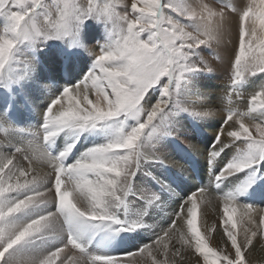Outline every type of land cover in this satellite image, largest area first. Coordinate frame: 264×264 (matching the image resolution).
Segmentation results:
<instances>
[{"label": "snow or ice", "instance_id": "obj_1", "mask_svg": "<svg viewBox=\"0 0 264 264\" xmlns=\"http://www.w3.org/2000/svg\"><path fill=\"white\" fill-rule=\"evenodd\" d=\"M121 6L123 11L118 10ZM38 9H44L42 16ZM0 17L7 22L0 34V76L22 41L39 37L76 41L83 22L93 17L111 21L114 34L111 44L98 46V53L88 49L95 56L93 68L51 101L41 128L30 130L31 139L17 138V130L0 115V264H185L187 250L197 256V264H248L246 253L258 236L264 237V209L238 203L231 194H217L222 205V212L216 214L222 217L223 247H213L207 234L217 228L216 224L207 227L213 191L205 188L184 198L168 228L133 251L95 254L88 251L83 237L111 224L124 231L139 226L125 223L117 212L133 194L141 165L165 163L155 151L156 138L176 134L166 117L179 111L222 116L207 150L209 164L233 146L237 154L216 173V181L264 163V80L250 93L240 87L251 77L264 75V0L258 4L256 0H236L235 6H224L220 0H131L130 11L124 0L103 4L92 0H0ZM225 46L229 49V79L220 93L221 107L182 103L178 90L185 74L215 70L211 57L194 61L195 50L211 47L219 57ZM173 82L175 88L170 87ZM157 86L161 94L153 102L151 93ZM170 104L174 106L171 112L166 111ZM129 117L137 123L124 131ZM115 119L120 121L116 138L89 148L72 163L67 160L75 143L56 155L47 147L66 129H96ZM40 138L43 143L37 149L34 141ZM185 144L193 147L188 141ZM49 177L53 179L51 188L6 199ZM247 186L245 182L241 189ZM135 195L146 204L159 199L147 191ZM53 202L54 211L28 222L11 219ZM238 209L246 225L240 232ZM44 236H61L64 242L43 254L26 247Z\"/></svg>", "mask_w": 264, "mask_h": 264}, {"label": "bare ground", "instance_id": "obj_2", "mask_svg": "<svg viewBox=\"0 0 264 264\" xmlns=\"http://www.w3.org/2000/svg\"><path fill=\"white\" fill-rule=\"evenodd\" d=\"M220 2H222L226 6H235L236 4V0H220ZM6 23H7L6 20L3 17H0V27L2 26L3 28H5ZM100 31H102L104 35ZM79 40L84 45L83 51H89L88 49L92 48L94 52L98 53L99 51V49L97 48L98 46L111 44L114 40V34L112 32V22L109 20H94L90 23H83L79 31ZM103 42L106 43L104 44ZM48 46H50V49L49 50L47 49L44 52H42L39 48L40 46H38L37 49H35L31 53V55H30V51H32V49L27 47V45L26 47H24V49H20L19 51L14 52L13 54L14 59L12 60L10 65H12L15 61L18 62V60L19 61H22V59L26 60V63L19 64L23 75H21V77L20 76L16 78L13 77L14 85L11 86L16 87L13 88V90L15 89L14 95H17L20 87L22 89H26L25 87H27L32 82L31 87L28 88V90L26 89V93L28 92L29 96L34 91L32 88L34 86H37L42 90L44 89L47 90L48 92L51 93L53 97L54 96L56 97L59 94H61V91H63L65 87H71L72 85L78 83L84 77V75L93 68L95 62V56L91 55L92 58L91 57L89 58L88 55L83 53V51H81L79 48H77L73 52L70 53L67 52V54L71 58L70 62H73L74 65H68L65 67L66 64H63V60H60L59 57L61 55L62 47L67 46L66 41L58 42L55 45H48ZM23 50L28 52V56L24 57L22 55ZM208 50H209L208 47H202L201 49H198L197 56L199 58L211 57L210 63H213V65L215 64L218 65V67L216 66L215 70L212 71L213 73H211V71L205 73V75L208 74L209 76L208 78L211 80L207 82L203 79V82L202 80H199V83H195V81H190L191 79L190 80L187 79L188 83L184 84L185 86L183 90H184V95L187 96V99H191L194 103L202 102L204 106H212L214 108L219 109L221 107L220 93L227 86V84L224 83L225 82L224 80H222L223 83L220 80L226 77L227 75L229 77V72H226L225 73L226 75L225 74L220 75L219 71L220 72L228 71L227 69L229 63V49L227 46L222 48L220 50L219 57H216L215 53H212L211 50L209 52ZM54 51L57 52L54 53ZM76 54H80V56L74 57L73 55ZM26 57H28V59ZM87 60H89V62H87ZM219 67H221V69ZM225 67H227V69ZM5 74H11V72L7 71L3 75ZM23 77H25V79ZM263 77L257 76L255 80L261 82L264 79ZM3 78L4 77H2L1 81H3ZM245 85H248V88L249 87L252 88L254 86V83H252L251 79H249L244 83V85L240 86L241 89H245L244 88ZM55 88H60L61 90H58V93L56 94ZM244 93H247V91H245ZM151 96H152V101L154 102L156 98L154 97V95ZM31 97H33V95ZM45 98H47L48 100H52V98L49 97L48 95H46ZM192 116L196 117V120L194 119V122L192 120L193 118L191 117V114L183 111H179V114L174 115L172 118L170 117V120L167 117L166 122L168 124L169 129L174 131L176 134L174 136L162 137L163 140H161V143H159L160 142V140H158L159 137L156 138L155 151L164 157L165 163L168 162V165L165 164V166L171 172L174 178H176V180L174 179L175 184L174 186H172V188L175 187L174 190L171 188V186L168 185L166 186V190L169 196L168 199H166V201L161 206V208L162 209L164 208L165 211L163 212V214L165 216L169 215L170 219L173 217V215H175L180 205V201L186 198V196H189L190 195L189 193L191 194L194 193L195 189H197V182L195 181L193 175H195V177L197 178L199 177L200 180L210 181L211 183L209 184L206 181L205 186L211 187L212 181L216 177V173L230 159H232L237 154V148L236 146H233L231 149H226L225 152L215 161V163L210 165L207 157V150L211 146L213 139H215V133L217 129L220 128L223 118L219 114L210 117H200L196 115H192ZM115 121L116 122H112V126H110L109 129L106 128L109 126L105 125L103 122V125L105 126H99L98 127L100 129L99 134L96 135L94 134V136L92 137H94L95 139L100 138L102 142H104L105 138L107 137H109L110 141L114 140L117 136V131L120 127L119 119H116ZM131 127L133 126L131 125L126 126V122L124 123V131L130 130ZM195 127H199V135L198 138L196 139L193 138V135L191 133L189 134L190 129L191 128L194 129ZM205 132L207 133L206 135ZM80 133H81L80 131L78 133L72 132L70 133L71 136H65L64 134L61 138L65 141L69 140L70 142L69 144H72L76 142V137ZM200 133H203V135L200 136ZM208 134L212 136V140H210ZM170 137L173 138L171 141L174 140L177 141V143H179L183 148L179 149L177 152L168 153L166 150V146L171 142ZM56 139L57 137H55L53 140L55 141ZM185 141L190 142V144L193 147L186 146ZM162 143L165 144L164 148L162 147ZM78 148L81 150L85 148L83 142H80ZM149 163L150 162L143 163L140 169H142V171L146 170L147 172H151V169H156L155 166ZM154 163L156 162H153V164ZM263 165L264 163H261L260 165L256 166L253 169V173L247 172L244 175L237 174L227 180H224L223 182L226 183L225 187L217 190L216 196L217 194L221 196H227L231 194L233 197H235L237 195L243 194L241 190V186L244 185L245 181H249L250 183H249L248 191L246 193V197L251 198L252 200L251 205L255 206V208L264 209V205L258 206V204L264 202V193H260L261 189L259 187L257 188L256 183L253 182V176L258 174L259 172L260 175L262 176L264 175V170L262 171ZM188 166L191 168L192 173L190 172V170L188 171L187 168ZM139 172L141 171H138V173ZM218 183L220 184L222 183V181H218ZM45 189H48V186H45L43 190ZM40 190H41V186L37 188V191ZM11 194L12 193L9 194L10 201L18 199V197L14 196V193L12 195ZM210 200L212 202L207 206V209L210 212V215L208 216L207 227L210 229L212 224H216L217 228L214 232H208L207 234L210 236L211 246L223 247V240L221 239L222 231H220V226H221L220 221L222 217L216 214L218 212H222V205L219 204L218 200L213 195L210 196ZM48 204L49 207L52 205V203H48ZM155 204L157 205V202H155ZM29 211L30 210L28 209V212ZM32 216L36 218V216L33 215V212H32ZM11 219L15 220L17 223H25L30 221V220L24 221L21 217H18V215ZM259 219L260 217L257 216L256 217L257 223H259ZM236 220L238 225L237 231L240 232L241 229L246 225L241 220V211L239 209L237 210ZM198 222H199L198 226L201 227V231L202 233H204L206 229L203 226L199 216H198ZM157 226L158 227H156V229H159L161 226H164V221L160 222ZM260 237L261 236H258L254 240L251 250L246 254V256L252 259L253 264L264 263V248H263L264 243L259 246L257 241L258 238ZM37 244L40 243L38 242ZM28 249L32 252L38 253V251H33L31 247H29ZM49 251L51 250L43 251L41 252V254L47 253ZM184 256H185V264H197L198 258H196V256L191 253V250L185 251ZM159 258L161 259L163 257L161 256Z\"/></svg>", "mask_w": 264, "mask_h": 264}, {"label": "rangeland", "instance_id": "obj_3", "mask_svg": "<svg viewBox=\"0 0 264 264\" xmlns=\"http://www.w3.org/2000/svg\"><path fill=\"white\" fill-rule=\"evenodd\" d=\"M250 1L251 0H249V2ZM256 1H257V3H259V0H256ZM59 2L62 3L63 0H59ZM73 2H83V0H73ZM116 2H117V0H92V3L93 4H96V3H100V4H103V3H116ZM124 3H126L128 5L129 11H130L131 0H124ZM227 5H229V4H227ZM118 10L123 11V7L121 6ZM43 12H44V9H38V13L41 16L43 15ZM94 20H107V18H97V17H93V18H89V19L85 20L83 23H90V22H92ZM185 23H187L189 26H191V22L190 21H185ZM3 31H4V28L1 26L0 27V34H3ZM66 39H72V38L71 37H63V38H45V37H39V38H37L35 40L22 41L18 45V47L16 49V52L19 51L20 49H24V47H26V45H27V47H29L30 49H32V51H30L31 53L35 49H37L38 46H40L39 47L40 50L42 52H44L45 50L50 49V46H48V45H55L54 42H57L58 43L59 41H64ZM201 48H199V49H201ZM208 48H209V50H208L209 52L211 50V52L214 53L213 52V49L211 47H208ZM195 51H196V55L192 57V59L194 61L199 59V57L197 56L198 55V49H196ZM56 52L57 51H54V53H56ZM22 55L24 57L25 56H28V52H26V51L23 50ZM73 56L74 57H78V56H80V54H76V55H73ZM26 58L28 59V57H26ZM13 59H14V57H13ZM20 62H22V61H19L18 60V62L15 61L13 64L19 65L17 63H20ZM212 62H214V61H212ZM214 66L215 67L216 66L218 67L217 64H215ZM219 68L221 69V67H219ZM225 68L227 69V67H225ZM226 72H228V71H225V72H222V71L220 72L219 71L220 75L225 74ZM205 73H207V72L198 71V72H189V73H186L185 74V77L182 79L180 88L178 90V98L181 100L182 103H194L191 99H187V96L184 95V90L183 89H184V86H185L184 84L185 83H188L187 79L188 80L191 79L190 81H195V83H199V80H202V82H203V79L208 82L211 79H209L208 78L209 77L208 74L205 75ZM211 73H213V72L211 71ZM21 75H23V73H20V74H5L3 76H0V115H2V116L5 117V114H4L5 110L8 111V112H10L12 114V116L14 117L13 119L16 120V124L13 123V122H11V121H9L6 117L5 118L17 130L16 133H15L16 137L17 138H21V139L27 137V139H30L31 136H27V135H24L22 133H24L25 131L31 133L30 130H36V129H38V126H39V124L42 121V116H43L44 110L48 107V105L51 103V101L54 99L55 96L53 97L50 92H48L45 89L42 90V89H40L37 86H34L32 88L34 91L29 96L28 95V92L26 93V89L28 90V88L31 87V85H32V82H31L27 87H25L26 89H22L19 86L21 89L19 88L18 91H20V90L22 91L21 92V98H22L23 101H25V103L23 105H21V102L22 101H20V100H16L15 101V99H17V97L15 98L14 96H11V94L9 93V91L12 89V86L11 85H14L13 79L16 78V77H18V76L21 77ZM257 76L258 77H260V76L263 77L264 75H260V76L257 75ZM257 76H253V77L250 78L251 81H252V83H254V86L252 88L251 87L248 88V85H245V87H244L245 89H242L243 92L247 91V93H250V92L254 91L258 87V85L260 84V82H258V81L255 80L257 78ZM2 77H4L3 78V81H1ZM227 77H228V75L226 77H224L225 79L222 78L220 81L222 82V80H224L225 81L224 83L227 84V81L229 79V77H228V79H227ZM23 78L25 79V77H23ZM10 80H12V81H10ZM255 82H257V83H255ZM242 85H244V84H242ZM170 87L171 88H175V83L173 82L170 85ZM13 88H16V87H13ZM11 92H13V89L11 90ZM55 93L56 94L58 93V88H55ZM160 94H161L160 87L159 86L154 87L153 90H152L151 95H154V97L157 98V97L160 96ZM32 95H33V97H31ZM46 95H48L49 97H51L52 100H48L47 98H45ZM173 107L174 106L172 104H170L169 105V109H167L166 111L171 112L173 110ZM177 114H179V112H177ZM177 114H175V115H177ZM257 115H260V114H257ZM173 116L174 115L168 116V119L170 120V117L172 118ZM191 117L193 118V120L194 119L196 120V117H194L192 115H191ZM128 119L131 120V121L128 122V123H126V126H129V125L134 126L136 124L135 122H137L136 119H134V118L129 117ZM128 119L126 121H129ZM166 119H167V117H166ZM115 120L114 121L113 120L106 121V122H104V124L110 127V126H112V122H116ZM68 130L71 131V132L74 131V130H71V129H66L64 132L60 133L59 135H61V137L64 134L66 135L68 133ZM196 130H197V132H196ZM195 132L198 133V134H196ZM190 133L193 135V138H195V139L198 138V135H199V127H195L194 129L191 128L189 134ZM94 134H98V130L97 129H96L95 132H92V133H90V131L87 132V134L85 135V138H84L85 144H89V143H92L93 142L92 136H94ZM206 134L207 133L205 132V135ZM201 135H203V133H200V136ZM208 137H210V139L212 140V136L211 135L208 134ZM172 139L173 138L170 137V141ZM95 140L96 139L94 138V142H95ZM158 140H160L159 143H161V140H163V138L162 137H159ZM109 141H110L109 137L105 138L104 142H102L100 140H96L95 145H93L91 147H94V146H97V145L99 146V145L104 144V143H107ZM175 142L177 143V141H175ZM34 143H35L37 149H39L40 146H41L40 139L35 140ZM162 147L163 148L165 147V144L164 143H162ZM166 150H167L168 153H173V152H177L178 151V149H176V146L174 145V143H172V141L166 146ZM72 156L73 155H69V157H68V163H72V162H74L76 160V158H74ZM149 164L155 166L156 169H151V172H147L146 170H143L142 171V169H140L139 171H141V172H139V173L137 172L136 173V177H135V180H134V183H133V194L129 195L126 198V200L130 198V200H131V209L134 208L135 212H137L139 210V208H140L139 202L136 201V200H138V198L135 195V193L140 192V191H147V192H150V193H155L154 187L152 186V185H154V183H153L151 177L153 179H155V180H158L160 176L162 178L165 177V174L162 172L161 168H159L160 166H159L158 163L157 164H155V163L153 164V162H150ZM166 164L168 165V162ZM143 168H145V167H143ZM145 173L146 174L150 173V175L146 176ZM206 181H207L208 184L211 183L208 180H200V182L198 183L199 186L200 187L205 186V182ZM52 182H53L52 177H49L46 181H44V182H42V183H40V184H38L36 186H32V187H29L28 189H25L23 191L14 193V196L15 197H18V198H21L23 196L28 195L29 193H31L33 191H37V188L39 186H41V190L40 191H43V189L45 188V186H48V189H49V188L52 187ZM198 184H197V189L200 188L198 186ZM225 184L226 183H224V185L221 188L225 187ZM168 186H171V185H168ZM171 188H172V186H171ZM172 189L174 190L175 188H172ZM158 196H159V194H158ZM6 199L10 200V195H8V197H6ZM139 200L141 201L142 204L147 205L144 200H142V199H139ZM158 201H159V199H158ZM145 207H147V210L150 209L151 210L150 212H152V209H151V205L150 204H149V206H145ZM55 208L56 207H55V203L54 202L52 203V205L50 207H49V204L48 203H45V204H42V205H39V206L30 208L29 209L30 210L29 212H28V210H26L25 212L22 213V215L19 214L18 217H21L24 221L32 220V219L35 218V217L32 216V212H33V215L34 216L38 217V216L43 215V214H45L47 212L54 211ZM158 208L159 207L157 206L156 210H153L152 214L147 213L146 209L145 208L144 209L142 208V212L146 211L145 212L146 213L145 215L149 214V215H152V216L151 217L150 216L149 217L144 216L142 218V222L144 224L146 223L145 225H150V226L147 227V228H145L143 235L140 237V240H138V245L139 246H142L144 244H147V243L151 242L157 236V234H159L161 232V230L168 228L169 225H167L166 222L169 221L168 217H170V216L169 215H166L165 216L164 214H161L162 216H160V214L158 212ZM220 211H221V208H220ZM122 212H123V207L117 212V214L120 215ZM133 218H135V216H133ZM136 218H140V217H136ZM163 221H164V226H161L159 229H156V227H158L157 225L160 222H163ZM171 221H172V218H171ZM132 222H136L135 219ZM198 224H199V222H198ZM64 227H67V225H65ZM110 227H112V224L111 225H107L104 228L95 231L94 233L86 234L83 237V239L86 241L87 248H88V245H89V242H90V240H88V239L90 237H91V239H93V238H95L96 235L99 234V232H101V231H107ZM220 231H222V226H220ZM98 237L100 238L101 236L98 235ZM257 241H258V245L259 246L262 245L264 243V237L258 238ZM38 242L40 244H37ZM63 242H64V237H61V236H44L43 238H41L39 240H35L33 244L28 245L26 247H28V248L31 247L33 251H38V253H41L43 251L52 250V249H54L56 247H59ZM101 248H102V244L99 246L97 243H92V244L89 245V250L88 251L89 252H92V253L100 254L101 253ZM188 254H190V253H188ZM196 258H197V256H196ZM161 259H163V258H161ZM246 259L248 261V264H253L251 258H249L248 256H246ZM261 264H264V263H261Z\"/></svg>", "mask_w": 264, "mask_h": 264}]
</instances>
